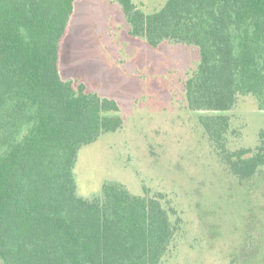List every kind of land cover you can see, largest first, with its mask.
Listing matches in <instances>:
<instances>
[{
	"label": "trees",
	"instance_id": "16d2710c",
	"mask_svg": "<svg viewBox=\"0 0 264 264\" xmlns=\"http://www.w3.org/2000/svg\"><path fill=\"white\" fill-rule=\"evenodd\" d=\"M77 0H0V264H163L176 236L158 197L107 181L78 194L80 149L122 128L113 99L64 80L60 53ZM130 34L158 46L195 45L188 107L239 179L264 168L255 148L227 149L232 110L252 96L264 111V0H167L146 13L116 0Z\"/></svg>",
	"mask_w": 264,
	"mask_h": 264
},
{
	"label": "rangeland",
	"instance_id": "374dc122",
	"mask_svg": "<svg viewBox=\"0 0 264 264\" xmlns=\"http://www.w3.org/2000/svg\"><path fill=\"white\" fill-rule=\"evenodd\" d=\"M146 13L167 0H133ZM200 62L195 45L158 46L130 34L116 0H77L60 53L64 80L113 99L123 125L83 146L74 169L80 196L119 181L158 197L178 229L163 264H264V168L241 180L188 107L185 82ZM227 149L255 148L264 111L252 96L224 112Z\"/></svg>",
	"mask_w": 264,
	"mask_h": 264
}]
</instances>
